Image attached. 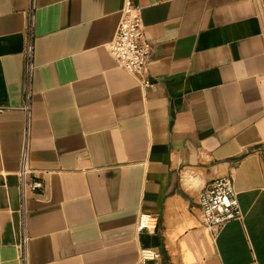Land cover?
I'll list each match as a JSON object with an SVG mask.
<instances>
[{
    "label": "crops",
    "instance_id": "crops-1",
    "mask_svg": "<svg viewBox=\"0 0 264 264\" xmlns=\"http://www.w3.org/2000/svg\"><path fill=\"white\" fill-rule=\"evenodd\" d=\"M124 1L36 0L27 114L32 0H0V264L24 235L27 264H264V0H133L148 88L108 51ZM228 178L245 217L211 229L200 194Z\"/></svg>",
    "mask_w": 264,
    "mask_h": 264
},
{
    "label": "built area",
    "instance_id": "built-area-1",
    "mask_svg": "<svg viewBox=\"0 0 264 264\" xmlns=\"http://www.w3.org/2000/svg\"><path fill=\"white\" fill-rule=\"evenodd\" d=\"M35 11L36 0H32L27 25L28 44L25 50L26 105L24 111L29 114L33 95V82L37 69L35 62ZM110 55L118 66L135 76L145 88L151 87L149 63L151 46L147 40L142 8L133 0H125L121 9V18L114 39L108 45ZM27 165V143L22 151V162L19 171L22 196L23 216L25 220L26 193L29 188L36 190L40 183L29 184ZM200 205L203 221L211 229H219L234 220H243L245 215L240 206L234 182L231 179H221L208 185L200 194ZM157 218L154 215L142 214L138 221V230H155ZM21 259L27 264L28 237L24 235L21 242ZM145 260L159 257V253L151 250L143 252Z\"/></svg>",
    "mask_w": 264,
    "mask_h": 264
}]
</instances>
